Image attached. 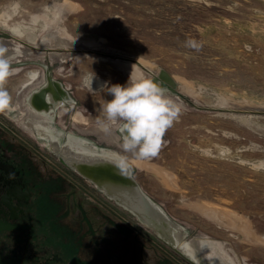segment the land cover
Masks as SVG:
<instances>
[{
	"label": "rangeland",
	"instance_id": "1",
	"mask_svg": "<svg viewBox=\"0 0 264 264\" xmlns=\"http://www.w3.org/2000/svg\"><path fill=\"white\" fill-rule=\"evenodd\" d=\"M0 60V120L78 189L110 206L70 159L112 160L152 221L116 212L152 244L194 264H264V0H0ZM159 69L178 85L166 94L180 115L158 155L139 158L119 124L103 127L113 97L100 86ZM48 80L67 98L37 111Z\"/></svg>",
	"mask_w": 264,
	"mask_h": 264
},
{
	"label": "flooded vegetation",
	"instance_id": "2",
	"mask_svg": "<svg viewBox=\"0 0 264 264\" xmlns=\"http://www.w3.org/2000/svg\"><path fill=\"white\" fill-rule=\"evenodd\" d=\"M69 179L0 120V264H194L152 244L101 190L110 206Z\"/></svg>",
	"mask_w": 264,
	"mask_h": 264
},
{
	"label": "clouds",
	"instance_id": "3",
	"mask_svg": "<svg viewBox=\"0 0 264 264\" xmlns=\"http://www.w3.org/2000/svg\"><path fill=\"white\" fill-rule=\"evenodd\" d=\"M188 46L197 47L194 41H187ZM0 75L3 79L9 75L8 65L0 60ZM2 79V80H3ZM93 77L87 81L92 85ZM113 97L101 105L105 130L120 125L123 133V148L139 158H150L158 155L163 145L166 131L179 118L180 109L167 96V90L154 77L143 73H131L126 85L104 83L101 89ZM9 103L7 93L0 91L2 108ZM0 108V109H2Z\"/></svg>",
	"mask_w": 264,
	"mask_h": 264
},
{
	"label": "bare ground",
	"instance_id": "4",
	"mask_svg": "<svg viewBox=\"0 0 264 264\" xmlns=\"http://www.w3.org/2000/svg\"><path fill=\"white\" fill-rule=\"evenodd\" d=\"M50 94L52 95L50 96ZM66 96L67 95H65L58 83L55 84L52 81H49V86L47 88H42L32 95L31 105L37 111L47 112V110L51 108V102H47L45 99L46 97H49L51 101H54L56 99H60V101H62L64 98H67ZM33 114L34 113H32V115ZM39 120L45 121L46 117L44 115H41ZM71 139H74L77 142V139L75 137H72ZM104 139L112 140V138L110 137ZM110 144L113 143L110 142ZM55 149L57 150L56 147ZM74 160L76 161L73 162L71 160V163L75 165L79 174L87 179L94 180L96 186H98L101 190L106 191L112 197L114 196L118 199L122 198L132 207L133 210L141 215V218L145 223H150L152 221L150 207H147L144 198L141 196V194H139V192H137L135 187L131 185V182L128 180V178L125 177L124 170L121 168V166L114 164L112 160L102 158L93 159L88 157L75 156ZM101 170L109 172L102 173ZM123 177L127 179H123ZM187 246L189 251H184L188 253L190 257H195L194 251L197 249L193 242H189Z\"/></svg>",
	"mask_w": 264,
	"mask_h": 264
},
{
	"label": "water",
	"instance_id": "5",
	"mask_svg": "<svg viewBox=\"0 0 264 264\" xmlns=\"http://www.w3.org/2000/svg\"><path fill=\"white\" fill-rule=\"evenodd\" d=\"M151 77H154L156 80H158L161 84H162V86L167 90V91H169V92H171V94H173V93H175V91H177V89H178V85H177V83L175 82V80L172 78V76L170 75V74H168L165 70H163V69H159L157 72H156V74H154L153 76H151ZM48 102L50 103L51 102V100H50V98L48 97ZM60 161H62V160H60ZM71 161V160H70ZM69 162V161H68ZM67 162V163H68ZM123 170H124V175H125V177H127V169L126 168H123V167H121ZM75 170L77 171V168L75 167ZM98 171V170H97ZM97 171H95V172H97ZM102 171V173H104V172H109V171H103V170H101ZM78 172V171H77ZM81 175V174H80ZM84 177V176H83ZM123 179H127V178H124L123 177ZM90 180V179H89ZM128 180L131 182V185L133 186V187H135V189L137 190V192H139V194H141L140 193V191L138 190V188L135 186V184L128 178ZM91 182L95 185V181L94 180H91ZM97 188L99 189V190H101L98 186H97ZM103 193H105L108 197H110V198H112V199H114L115 200V202H117L119 205H121V206H123V207H125V208H127L129 211H131V213H133L137 218H139V220H141L143 223H145L143 220H142V218H141V215L140 214H138L135 210H133L132 209V207L128 204V203H126L122 198H115L114 196L112 197L111 195H109L106 191H103V190H101ZM142 196V195H141ZM143 197V196H142ZM144 198V197H143ZM144 200H145V198H144ZM146 201V200H145ZM146 204H147V202H146ZM147 207H149L148 206V204H147ZM145 224H148V223H145ZM2 229V226L0 225V230Z\"/></svg>",
	"mask_w": 264,
	"mask_h": 264
},
{
	"label": "snow or ice",
	"instance_id": "6",
	"mask_svg": "<svg viewBox=\"0 0 264 264\" xmlns=\"http://www.w3.org/2000/svg\"><path fill=\"white\" fill-rule=\"evenodd\" d=\"M3 79V77H2V75H0V80H2ZM0 108H2V105H0Z\"/></svg>",
	"mask_w": 264,
	"mask_h": 264
},
{
	"label": "trees",
	"instance_id": "7",
	"mask_svg": "<svg viewBox=\"0 0 264 264\" xmlns=\"http://www.w3.org/2000/svg\"><path fill=\"white\" fill-rule=\"evenodd\" d=\"M69 101H71L70 99H69ZM120 206V205H119ZM121 207V206H120ZM125 209V208H124Z\"/></svg>",
	"mask_w": 264,
	"mask_h": 264
}]
</instances>
